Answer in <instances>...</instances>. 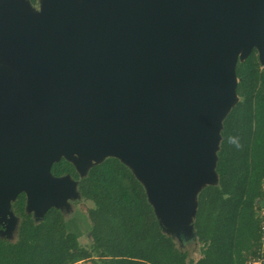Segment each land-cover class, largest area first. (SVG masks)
<instances>
[{"label": "water", "instance_id": "water-1", "mask_svg": "<svg viewBox=\"0 0 264 264\" xmlns=\"http://www.w3.org/2000/svg\"><path fill=\"white\" fill-rule=\"evenodd\" d=\"M6 1L9 36L28 45V78L0 66L11 82L0 87V183L21 179L8 210L23 191L43 218L77 182L53 175V163L64 157L85 175L114 156L164 231L194 217L197 193L218 182L237 62L256 48L264 64V0H52L39 15ZM25 175L37 186L28 193Z\"/></svg>", "mask_w": 264, "mask_h": 264}, {"label": "trees", "instance_id": "trees-1", "mask_svg": "<svg viewBox=\"0 0 264 264\" xmlns=\"http://www.w3.org/2000/svg\"><path fill=\"white\" fill-rule=\"evenodd\" d=\"M37 4L38 0H29ZM238 101L223 118L216 184L198 193L193 228L201 256L194 260L166 233L143 183L119 158L108 156L80 175L69 160L53 163L70 175L87 209L92 243L80 244L58 207L36 221L20 192L11 207L20 218L16 240L0 237V264H246L261 237L258 200H264V64L256 48L236 65Z\"/></svg>", "mask_w": 264, "mask_h": 264}, {"label": "rangeland", "instance_id": "rangeland-1", "mask_svg": "<svg viewBox=\"0 0 264 264\" xmlns=\"http://www.w3.org/2000/svg\"><path fill=\"white\" fill-rule=\"evenodd\" d=\"M6 2V0H0V66L12 68L16 73L18 81L21 83L23 77L26 76L28 78L27 68H24V58L27 56L26 47L28 45L25 43L26 40L13 39L9 36L6 21L10 18L9 16L11 14L10 12L7 14L6 12L8 10V4ZM51 2L52 0H38L37 4H29L27 0H12V3L17 5V7H25L34 15H39L51 4ZM27 82L29 81L27 80ZM10 83L9 76L5 72L0 71V87L3 88V90L0 88L2 90L1 92L4 93L7 87L9 88ZM5 99H8L7 95ZM10 101V99L7 101L5 100L3 106L7 108L9 104L11 105ZM19 178L16 175L14 176L11 174L10 178H6V182L0 183V224H7L4 229L0 230V235L9 236L11 239L17 238L19 218L14 214L11 208L8 210V203L9 196L17 187L19 188V185L21 184V179ZM23 180L25 182V190L27 193L30 189H36L37 186L35 184H33V186L30 185V179L27 175L23 177ZM211 180V178H208V180L202 183V185L208 184ZM72 183L68 192L61 193L62 198L58 199L60 200L58 203L59 208L63 211L66 217L68 229L78 235L80 244L89 247L92 243V237L91 222L87 215V209L93 206V202L82 198L78 193V183L76 182V185ZM191 193H193V191ZM27 203V208L33 213L35 220L40 221L42 219L40 216L41 212L44 210L43 204H40L32 198H28ZM156 208L158 214H160V209L158 207ZM193 219V214L189 213L185 220H181L184 224H180L178 232L171 230L170 228L175 227L181 221H168L170 224L167 223V229L169 230L166 229L165 232L175 239L179 248L188 251L190 257L197 260L200 258L201 253L200 244L197 241L196 234L193 233ZM74 264H91V262L88 260H80Z\"/></svg>", "mask_w": 264, "mask_h": 264}, {"label": "built area", "instance_id": "built-area-1", "mask_svg": "<svg viewBox=\"0 0 264 264\" xmlns=\"http://www.w3.org/2000/svg\"><path fill=\"white\" fill-rule=\"evenodd\" d=\"M258 211L260 214V244L255 256L250 258L246 264H264V200H258Z\"/></svg>", "mask_w": 264, "mask_h": 264}, {"label": "flooded vegetation", "instance_id": "flooded-vegetation-1", "mask_svg": "<svg viewBox=\"0 0 264 264\" xmlns=\"http://www.w3.org/2000/svg\"><path fill=\"white\" fill-rule=\"evenodd\" d=\"M62 158H64V157H62ZM61 158V159H62ZM60 159V160H61ZM20 194V193H19ZM18 194V195H19ZM17 195V196H18ZM11 210L14 212V210L12 209V207H11ZM14 214L17 216V214L14 212ZM32 215H33V213H32ZM18 217V216H17ZM19 218V217H18ZM19 221H20V218H19ZM7 224L6 223H4V224H0V230H2V229H4L5 228V226H6ZM0 237H2V238H6V239H9V240H11V241H13V240H16L17 238H15V239H11L9 236H3V235H0Z\"/></svg>", "mask_w": 264, "mask_h": 264}]
</instances>
